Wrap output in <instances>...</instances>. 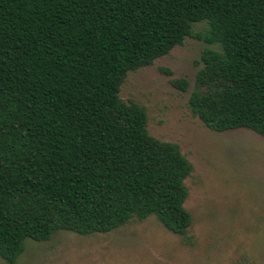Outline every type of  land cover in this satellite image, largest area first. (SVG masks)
I'll return each instance as SVG.
<instances>
[{"label": "trees", "instance_id": "16d2710c", "mask_svg": "<svg viewBox=\"0 0 264 264\" xmlns=\"http://www.w3.org/2000/svg\"><path fill=\"white\" fill-rule=\"evenodd\" d=\"M186 37L217 46L201 52L192 116L264 138V0H0L2 261L16 264L26 240L151 216L190 241L193 166L149 135L143 107L119 97L128 73Z\"/></svg>", "mask_w": 264, "mask_h": 264}, {"label": "rangeland", "instance_id": "374dc122", "mask_svg": "<svg viewBox=\"0 0 264 264\" xmlns=\"http://www.w3.org/2000/svg\"><path fill=\"white\" fill-rule=\"evenodd\" d=\"M204 30L196 24L192 33ZM206 47L217 48L186 37L152 65L128 73L119 92L122 101L145 109L149 135L178 145L193 166L184 181L190 241L151 216L105 234L58 231L46 242L26 240L16 264H264V138L245 128L211 131L188 107ZM174 79H185L186 91Z\"/></svg>", "mask_w": 264, "mask_h": 264}]
</instances>
